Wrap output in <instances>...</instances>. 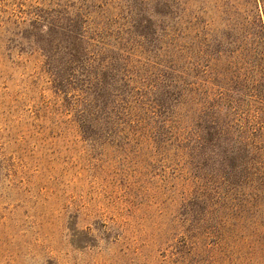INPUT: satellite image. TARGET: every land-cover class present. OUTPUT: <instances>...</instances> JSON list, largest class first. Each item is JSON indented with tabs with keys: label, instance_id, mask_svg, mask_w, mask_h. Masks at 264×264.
Segmentation results:
<instances>
[{
	"label": "rangeland",
	"instance_id": "374dc122",
	"mask_svg": "<svg viewBox=\"0 0 264 264\" xmlns=\"http://www.w3.org/2000/svg\"><path fill=\"white\" fill-rule=\"evenodd\" d=\"M235 12V0H0V264H175L215 163L159 54L197 14L200 38L228 48ZM103 37L95 63L58 77L70 49ZM79 90L114 127L78 130Z\"/></svg>",
	"mask_w": 264,
	"mask_h": 264
},
{
	"label": "trees",
	"instance_id": "16d2710c",
	"mask_svg": "<svg viewBox=\"0 0 264 264\" xmlns=\"http://www.w3.org/2000/svg\"><path fill=\"white\" fill-rule=\"evenodd\" d=\"M240 1L235 0V22L229 27L236 38L225 42L228 48L212 37L200 38L197 14L194 23L181 28L182 35L172 27L173 39L164 54H159L171 72V88L180 91L181 86L186 87L181 97L189 94L185 105L189 106L190 123L202 122L201 129L193 131L196 143L202 153L209 152L215 163V172L203 185L199 200L206 208L205 219L199 217L188 230L189 244L174 254L175 264H264V21L258 0H248L249 14L241 18ZM261 3L264 10V0ZM105 38L91 44L81 40L80 49H70L58 77L71 81L74 74L66 72L87 55L93 56L95 63L111 46ZM85 44L93 51L89 52ZM69 47L74 46L68 44L65 49ZM91 73L88 69L84 77L92 79ZM79 91L85 109L78 130L94 127L105 131L109 125L114 127V111L93 105L88 92ZM97 97L102 98V94ZM209 234L216 237L212 247L205 243ZM207 251L221 255L208 260Z\"/></svg>",
	"mask_w": 264,
	"mask_h": 264
}]
</instances>
